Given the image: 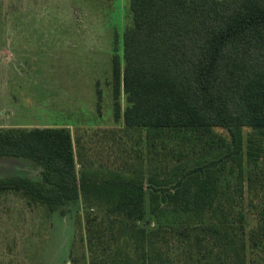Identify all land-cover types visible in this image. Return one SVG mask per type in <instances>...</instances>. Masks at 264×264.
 I'll use <instances>...</instances> for the list:
<instances>
[{"label": "trees", "instance_id": "trees-1", "mask_svg": "<svg viewBox=\"0 0 264 264\" xmlns=\"http://www.w3.org/2000/svg\"><path fill=\"white\" fill-rule=\"evenodd\" d=\"M130 11L133 23L123 36L122 55L116 46L112 60L115 121L158 138L168 132L214 129L231 138L222 143L225 149L216 160L191 170L176 166L169 186L152 180L160 190L149 198L153 213L166 205L182 209L189 220L210 221L173 233L191 248L189 262L214 264L215 252L227 253L225 243H232L229 216L221 214L224 223L218 213L225 207L220 176L226 162L232 172L242 173L245 129L264 135V0H130ZM250 144L248 164L254 165L262 161L263 146L254 139ZM0 158L25 159L40 168L39 180L0 177V192H23L54 210L88 212L93 264L101 263L95 248L104 239L114 242L106 250L114 264H173L159 244L167 241L168 229L150 231L151 221L144 219L147 199L141 177L80 174L69 129L0 130ZM105 208L114 215L106 218L112 226L108 234L99 217L89 213ZM239 220L247 221L243 213ZM234 250L239 264H245L238 245Z\"/></svg>", "mask_w": 264, "mask_h": 264}, {"label": "rangeland", "instance_id": "rangeland-1", "mask_svg": "<svg viewBox=\"0 0 264 264\" xmlns=\"http://www.w3.org/2000/svg\"><path fill=\"white\" fill-rule=\"evenodd\" d=\"M132 23L130 0H0V130L72 127L78 172L104 178L139 175L149 230L168 229L167 241L159 242L166 258L196 264L189 262L191 248L178 242L173 229L210 221L189 220L182 209L166 205L151 212L150 194L160 190L152 180L169 186L176 166L191 170L216 160L231 138L222 129L158 138L115 121L112 60L116 46L122 55L123 36ZM121 104L124 111V93ZM251 139L263 146L262 161L254 165L248 164ZM243 142L242 173L232 172L226 162L218 183L225 203L218 213L221 220V214L229 216L224 223L232 243H225L227 253L215 252L214 264H239L237 245L245 264H264V135L245 129ZM10 176L39 180L40 168L25 159L0 158V177ZM89 213L103 222L105 234L111 232L106 218L114 215L108 208ZM88 215L85 209H50L23 192H0V264H93ZM113 245L104 239L95 248L98 264H114L106 254Z\"/></svg>", "mask_w": 264, "mask_h": 264}, {"label": "crops", "instance_id": "crops-1", "mask_svg": "<svg viewBox=\"0 0 264 264\" xmlns=\"http://www.w3.org/2000/svg\"><path fill=\"white\" fill-rule=\"evenodd\" d=\"M62 127H65V128H67V129H69L70 131H71V134H72V137H73V133H72V127L70 128V126H68V125H65V126H62ZM74 142V141H73ZM74 149H75V147H74ZM75 159H76V164H77V157H76V153H75Z\"/></svg>", "mask_w": 264, "mask_h": 264}]
</instances>
